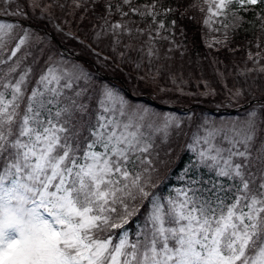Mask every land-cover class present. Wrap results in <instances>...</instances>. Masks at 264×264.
I'll return each mask as SVG.
<instances>
[{"label":"snow or ice","instance_id":"6c2138e0","mask_svg":"<svg viewBox=\"0 0 264 264\" xmlns=\"http://www.w3.org/2000/svg\"><path fill=\"white\" fill-rule=\"evenodd\" d=\"M89 3L103 9L95 48L61 23L55 31L104 66L130 67L159 99L249 95L227 82L222 97L207 82L190 90L174 59L176 20L166 23L179 13L165 0H70L73 15ZM67 4L0 0V264H264V103L223 122L135 103L24 24L34 13L58 19ZM202 4L203 26L225 30L209 48L227 47L230 26L264 30V0ZM257 9L253 21L239 15ZM247 58L253 67L240 75L264 73L260 52Z\"/></svg>","mask_w":264,"mask_h":264},{"label":"rangeland","instance_id":"374dc122","mask_svg":"<svg viewBox=\"0 0 264 264\" xmlns=\"http://www.w3.org/2000/svg\"><path fill=\"white\" fill-rule=\"evenodd\" d=\"M41 3H46V0H40ZM61 2H64V0H61ZM67 6H71L70 0H68ZM66 6V7H67ZM95 6L92 4L91 6H88V9H94ZM206 8V7H205ZM31 11V10H29ZM57 14L54 13L55 17H58V19H53L51 22H49L47 19H44L43 21L49 24V27L55 30V25L57 23H61L64 25V29L68 28L71 29L74 25L80 28L81 33L86 37H90L89 40L90 43L86 44L89 47H92V45L95 47V44L92 43V30L93 27L96 24H101V20L96 19L93 15H89L86 12H79L77 11L75 15H73V12L67 11V8L65 10H60L59 8L56 9ZM66 12V13H65ZM200 19L203 24V19L205 17V13L200 12ZM34 18L25 20L24 22H31L33 24H40L41 18L38 14H33ZM5 18H8V16H4ZM68 17H71L69 19ZM9 18H15V17H9ZM16 19V18H15ZM85 22V26H82V22ZM45 23V25H46ZM218 27V25H216ZM31 27V26H30ZM205 27V26H204ZM206 31L203 34V39L205 37L207 40H209V36H214L219 38V35L217 33L222 32V28L220 32H212L210 31L207 27H205ZM51 34L53 35L52 31H50ZM49 32V33H50ZM56 32V31H55ZM40 34H43L45 32L40 31L38 32ZM57 33V32H56ZM51 34H49V39L53 40L51 37ZM80 39V38H79ZM59 40V39H58ZM66 41V40H65ZM70 42V40H68ZM73 42L78 43L75 40H72ZM176 41V40H175ZM179 45H182V48H180L175 54H174V59L175 63L177 66H182L187 74V78L190 79V90L194 92H199L201 89L197 88L196 85L200 82H207L211 84L214 88H216L220 93L221 97L223 96V86L225 82L229 84V86L235 85L236 87H240L243 85V87L248 90L249 95L247 96L246 99H241L239 103H233V104H228L225 102L223 105H220L217 101L220 99V97L216 98V101L209 102L207 100H204L203 97H201L199 100L192 99V98H187V97H179V96H173V97H164L163 100L159 99L157 97V94L153 92L150 89H147L146 87L142 85H138L132 77L135 76V72L128 66H125L121 63H114L115 60L112 61V65L108 64L107 66H104L101 63L96 62V58L94 57L92 61H89V64H86V66H90L91 70H93V66L96 64L97 66H100L102 71L105 74L112 75L115 77L120 78L126 86L131 90L134 96L140 97L141 93H148L146 96L151 97V99H154V101L158 104L162 105H171L173 107H183V108H188V107H193L197 106L195 109H191L188 112H182V113H177L173 112L176 115L181 116L182 118H187L188 116L195 115L197 117H200L202 119H208L209 121H216V122H223V121H232L235 120L239 117H242L245 115V113H242L243 110L237 112L236 114H230V115H219L214 117L211 116L208 111H201L197 114V109L202 107L207 110L211 109H232V108H239L243 105L248 104L249 102L253 100H260L264 102V73H253L250 74L247 77H244L240 75L241 72H244L247 70V68L253 67L249 66L250 64L248 63V58H247V53L246 57L244 58V65L242 66H232L229 65L227 62L220 60L218 54H213L211 55V61L212 62H207L203 63L199 67L194 66V62L190 58V56L187 54L185 51V46L179 42L176 41ZM71 43V42H70ZM80 44V43H78ZM54 45V44H53ZM81 45V44H80ZM82 46V45H81ZM108 46H109V41H104L103 43L99 44V48L103 51L102 55H108ZM71 47L73 48L74 51L77 53L80 52V49L77 48L75 44L71 43ZM84 47V46H82ZM58 49L60 48L59 45L57 47ZM86 51V56L80 57L83 59H88L90 58V52L89 50L84 47ZM215 50H218V48H214ZM60 50V49H59ZM161 51L163 52L164 49L162 48ZM91 59V58H90ZM262 63V61H261ZM236 65V64H235ZM215 68V71H214ZM96 73V72H95ZM216 73V76H215ZM97 75H100L104 78V74L96 73ZM105 80V79H104ZM107 81V80H105ZM218 84V85H217ZM117 89V85H115ZM120 90V89H119ZM189 90V89H186ZM135 102V101H134ZM140 105H145L146 103L144 102H135ZM255 106H259L258 104H254Z\"/></svg>","mask_w":264,"mask_h":264},{"label":"trees","instance_id":"16d2710c","mask_svg":"<svg viewBox=\"0 0 264 264\" xmlns=\"http://www.w3.org/2000/svg\"><path fill=\"white\" fill-rule=\"evenodd\" d=\"M146 2L150 3L151 0H135L136 4H144ZM165 3L166 5H170L174 9H177L179 13L170 14L168 17V21H166V23H170L172 19L176 20V27L172 29V32L174 33V39L186 41L189 51L197 60H210V52L204 45L205 39H203V34L206 29L201 22L200 12H198L199 7H207V5H203L202 0H165ZM190 5H196V7H190ZM102 12L103 9L94 8L90 11L89 15H93L97 19V17H99ZM256 14H259V9L256 10V13H253L251 11L239 12V15L243 16L246 21H253L254 16ZM68 18L71 19V17ZM132 18L138 23L140 22L139 17L134 16ZM110 19H119V17H110ZM232 19L233 18L230 16L229 21H231ZM102 23L103 21L101 20V24ZM82 26L84 25L82 24ZM141 26L143 27L145 25L141 24ZM72 29L75 33H80L81 35H83L79 27L74 25ZM68 30L71 29L65 28V31ZM90 36H92V34ZM224 39L225 37L223 35L220 40ZM62 40H70L71 43L76 44V42H73L66 36L62 37ZM227 42L229 43L227 49L231 51L230 63L233 66H235V64L244 65L243 60L245 57L241 49L244 47H250L256 52H263L262 50H264V30H261L258 21H255V27L252 23H244L239 28L235 29L230 26L227 29ZM256 44H259L260 48H256ZM78 48L86 53L84 47H82L81 45H78ZM219 59H223V57H219Z\"/></svg>","mask_w":264,"mask_h":264}]
</instances>
